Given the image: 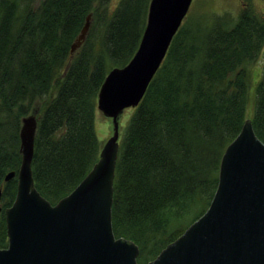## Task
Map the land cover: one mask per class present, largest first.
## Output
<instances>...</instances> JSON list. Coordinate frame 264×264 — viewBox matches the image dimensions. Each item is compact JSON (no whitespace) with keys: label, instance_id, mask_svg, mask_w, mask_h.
I'll list each match as a JSON object with an SVG mask.
<instances>
[{"label":"trees","instance_id":"1","mask_svg":"<svg viewBox=\"0 0 264 264\" xmlns=\"http://www.w3.org/2000/svg\"><path fill=\"white\" fill-rule=\"evenodd\" d=\"M0 0V203L15 196L20 118L40 102L32 174L52 204L98 158L96 97L107 74L136 51L149 0ZM90 13L82 44H71ZM264 40L250 9L181 24L139 104L129 115L113 180L115 236L146 264L207 208L227 144L246 118L264 142V65L247 116L249 64ZM0 248L6 247L4 215Z\"/></svg>","mask_w":264,"mask_h":264},{"label":"water","instance_id":"2","mask_svg":"<svg viewBox=\"0 0 264 264\" xmlns=\"http://www.w3.org/2000/svg\"><path fill=\"white\" fill-rule=\"evenodd\" d=\"M191 1L149 0L136 51L125 65L107 72L97 93L96 109L111 119L112 134L87 174L54 204L34 185L36 112L21 118L20 165L4 177L16 175L17 184L14 200L4 210L7 246L0 248V264H139L138 245L115 236L112 228L118 116L139 104ZM89 25L90 13L71 54ZM146 264H264V142L250 118L222 153L205 211Z\"/></svg>","mask_w":264,"mask_h":264},{"label":"rangeland","instance_id":"3","mask_svg":"<svg viewBox=\"0 0 264 264\" xmlns=\"http://www.w3.org/2000/svg\"><path fill=\"white\" fill-rule=\"evenodd\" d=\"M39 2L40 0H37L35 4L36 3L39 4ZM245 8L250 9L252 12L257 14L264 21V0H192L182 23L185 25L186 24L190 25V23L195 20L196 21L209 20L213 17V13L215 14V16L217 15L220 17H227V19L234 20L237 18L238 14ZM263 65H264V40L261 42V47L259 48V52L256 56V60L253 61L248 66L249 67V78L251 79V83L247 90V96L249 98V101L250 100L251 101L248 102V105H247V109H246L247 116H251L253 112L255 86L258 80L260 79ZM39 105H40V102H35L31 108L30 113L34 109L37 115L38 109L40 107ZM131 112H132V108H126L118 116V124H119L118 141H120L122 138V134H123L126 121L129 115L131 114ZM94 127H95L97 138L99 140V150H100V147L102 146L104 141L107 140L108 137L112 134V131H113L112 121L110 118L104 116L100 111L96 110ZM0 206H1V203H0ZM0 210H1V207H0ZM4 210L5 208L3 209L2 212L0 211V215H2L1 213H3L4 223H5ZM1 217L2 216H0V218ZM5 230H6V223H5Z\"/></svg>","mask_w":264,"mask_h":264},{"label":"flooded vegetation","instance_id":"4","mask_svg":"<svg viewBox=\"0 0 264 264\" xmlns=\"http://www.w3.org/2000/svg\"><path fill=\"white\" fill-rule=\"evenodd\" d=\"M1 211V210H0Z\"/></svg>","mask_w":264,"mask_h":264}]
</instances>
